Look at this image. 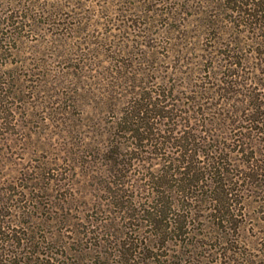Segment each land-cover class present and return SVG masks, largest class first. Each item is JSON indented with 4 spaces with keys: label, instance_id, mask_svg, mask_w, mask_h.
I'll use <instances>...</instances> for the list:
<instances>
[{
    "label": "rangeland",
    "instance_id": "obj_1",
    "mask_svg": "<svg viewBox=\"0 0 264 264\" xmlns=\"http://www.w3.org/2000/svg\"><path fill=\"white\" fill-rule=\"evenodd\" d=\"M258 10L264 0H0V215L28 210L16 216L32 221L25 261L264 264ZM137 94L157 105L147 123L164 138L150 150L117 125Z\"/></svg>",
    "mask_w": 264,
    "mask_h": 264
},
{
    "label": "trees",
    "instance_id": "obj_2",
    "mask_svg": "<svg viewBox=\"0 0 264 264\" xmlns=\"http://www.w3.org/2000/svg\"><path fill=\"white\" fill-rule=\"evenodd\" d=\"M260 14H261V11L258 10V12L256 14H254V16H257V18L260 17V20L262 19V21H263L264 20V14H262L261 16H260ZM257 23H259V22H257ZM262 28H263L262 26H260V27L255 26L254 34L257 37H255V39L252 41V44H254V46H256V47H261L262 49H264V46H263L264 35L262 34ZM257 52H259V51H257ZM254 54H257L256 50L254 51ZM253 80H255V78H251L248 81L252 82ZM248 90H250L249 87H248ZM150 92L153 93V91H150ZM153 94H154V96H157V95H159V92L153 93ZM156 107H157L156 102L152 101V94H151V96H147V97L142 95V94L141 95L137 94L135 97V100L130 99L127 106L125 107V110H123V112L121 113V116L117 120L118 126L119 125L125 126L123 129L124 132H129V133L132 132L131 133V134H133L132 137L140 140L141 142H143V144L146 143V145H142V146L145 147L147 150H150L151 147L156 148L157 145H159V142H161L160 138H164V137H162L163 132L161 130H159L158 128H155L154 125H152V124L149 125L147 123L148 120L150 119L148 117L149 112H152V111L154 112ZM159 108H161V107H159ZM251 110L254 111L253 112L254 114H252V115H254L252 121L259 122V117H261V118L264 117V103H260L257 99L255 100ZM145 120H147V121L145 122ZM141 131H142V133H141ZM143 133H145L147 136L143 137L142 136ZM186 133L187 132H185V134ZM153 141L154 142L156 141V143L153 144L152 143ZM237 142H239V140ZM151 143H152V146L150 148H147L148 146H150ZM161 143H163V142H161ZM138 146H137V148H133V149L137 150ZM180 148H181V146H180ZM187 152H189V150L185 147L184 153H187ZM106 153L110 154L109 160L111 162H113V166H114L113 171H115L116 173L118 172L117 169H120L121 166L126 165V164H124V162H125L124 160L126 158V155L121 154V147H117L115 150L110 148V149H108V151H106ZM115 166H117V167L115 168ZM253 169L264 170V154H262L261 157L256 161V165L254 166ZM158 174H160V173H158ZM154 176L155 175L153 173V178H155V179L160 178V175H158L157 177H154ZM261 180L264 184V177L261 178ZM174 181H179V179L174 180ZM153 184H154V186H157V187L160 186V183L158 181H156V182L153 181ZM24 188L28 189V185L24 186ZM25 210L26 209L23 208L22 211L16 212V215H13V213L9 214V217H8L9 220H5L4 215H0V264H4V262H5V264H29V261H27V260L25 261L24 259L28 258V256H27L29 253L28 250L32 244V239L29 240L28 237L18 239V237L21 236L20 228H23L22 232H26V231L28 232V229L31 230L32 221L29 220V217L26 219H23V223H19L20 224V227H19L17 217H16L18 214L24 215L25 212H28V210H26V211ZM147 211H148V215H149L148 216L149 221L151 219L150 225H152L154 228L158 227V229H161L164 221L162 219H160L161 217H159L160 211L158 210V207L157 206H156V208L150 207ZM124 245L127 246V243H124ZM124 245H122V243H121V245H119L120 249L124 248ZM123 254L127 255V253H125V252L121 253V251H119L118 256H121ZM20 255H21V257H18ZM22 255H25V256H22ZM4 257H6L7 259L12 258V257L21 258V260L19 263L18 262L9 263L7 259H5V261L3 262L1 259Z\"/></svg>",
    "mask_w": 264,
    "mask_h": 264
}]
</instances>
